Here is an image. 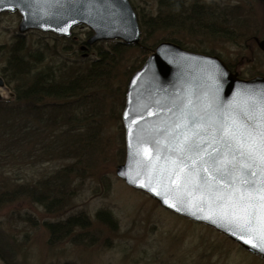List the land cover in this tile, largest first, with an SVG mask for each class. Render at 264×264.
Returning a JSON list of instances; mask_svg holds the SVG:
<instances>
[{"label": "rangeland", "instance_id": "obj_1", "mask_svg": "<svg viewBox=\"0 0 264 264\" xmlns=\"http://www.w3.org/2000/svg\"><path fill=\"white\" fill-rule=\"evenodd\" d=\"M188 1L205 3L210 0ZM217 1L228 8V15L227 11L221 9L222 16L218 21L228 22L226 29L234 30V40L193 34L187 29L184 36L176 37L186 42L187 50L219 56L239 78L264 77V51L259 47V42L264 41V0ZM131 2L137 12L154 15L158 10L157 0ZM19 22L20 16L17 13L0 16L1 77V69L5 67L12 52L9 49L18 38L28 41L29 51L40 49L46 55L53 52L57 41L51 33L32 31L20 34ZM87 30L85 26L76 28L73 34L75 39L87 41L92 36L86 34ZM178 31L180 33L182 30ZM169 36L168 31L157 32L147 40V44L151 47L155 41L156 46L163 41H171L164 39ZM58 38L61 40L57 41L56 49L65 51L63 53L71 60L68 63L71 70L97 57L95 50L89 51L88 47L109 42L97 41L91 45L86 43L84 49L81 44L72 50H65V38ZM39 41H43L46 47L43 43H37ZM142 41L143 34L140 44L128 45L135 47L125 52L122 63L114 71V84L116 88L120 87L119 93L99 106L96 103L86 106V110L81 113L88 117L84 123L91 122L92 117L93 123L97 122L96 126L89 128V132L83 129L77 134L76 140L81 141H85L91 131L96 135L95 147L85 152L81 166L75 165L77 163L74 159H59L44 162L35 168L26 167L24 171L15 174L18 171H15V167L9 170V165L0 163V195H3L2 191H13L21 184L30 186L44 175L56 173L63 166L75 165V174L69 180L74 192L65 200V208L56 213H47L45 208L34 203L29 196H19L0 204V226L18 240L21 248L19 260L22 264H264L263 259L250 254L224 234L164 209L148 194L133 189L118 176L117 167L126 157L121 114L127 83L132 76L129 70L141 65L144 58L151 54L150 51L145 56L143 50L139 49ZM81 47L82 52L79 51ZM37 53L43 52L38 50ZM82 54L86 58H82ZM43 57L46 58L45 55ZM47 57L48 60L52 58ZM0 93V100L13 98L12 90L7 85L0 89ZM68 105L80 109L78 103L69 102ZM75 119L70 116L72 123L79 124ZM72 214L81 215L86 221V227L72 230L68 237L51 245L47 223L64 220ZM0 264L5 263L0 259Z\"/></svg>", "mask_w": 264, "mask_h": 264}, {"label": "water", "instance_id": "obj_2", "mask_svg": "<svg viewBox=\"0 0 264 264\" xmlns=\"http://www.w3.org/2000/svg\"><path fill=\"white\" fill-rule=\"evenodd\" d=\"M4 12H19L20 34L34 29L70 37L75 27L86 25L93 32L88 45L111 40L134 45L142 38L130 0H0V15ZM259 47L264 51V41ZM245 93L258 101L264 77L242 79L217 55L189 51L173 41L159 43L127 83L121 114L126 157L117 174L166 209L213 227L264 260V165L252 169L255 189L227 176L213 179L216 174L201 168L196 156L187 167L176 168L181 157L175 149L193 133L201 134L206 152L223 151L216 129L229 117L239 124L246 102L255 104L256 133L264 130V110ZM254 138L259 142L255 133Z\"/></svg>", "mask_w": 264, "mask_h": 264}, {"label": "trees", "instance_id": "obj_3", "mask_svg": "<svg viewBox=\"0 0 264 264\" xmlns=\"http://www.w3.org/2000/svg\"><path fill=\"white\" fill-rule=\"evenodd\" d=\"M187 2L189 1L157 0L158 10L154 15L138 12L143 31V41L139 49L143 50L145 56L148 52H153L157 43L155 41L149 47L147 40L160 31H168V34L170 32V36L164 39L179 43L184 48L186 42L176 36H184L186 29L193 34L234 40V30L226 29L228 22L218 21L222 16L221 9L227 11L226 6L217 0L205 3ZM226 13L228 15V11ZM178 30H182L180 33L183 35ZM86 34L90 36L92 32L87 30ZM56 39L61 40L58 37ZM57 41L53 52L46 55L40 49L29 51L28 41L18 38L12 45L15 47L12 49L11 46L9 49L12 52L5 67L1 69L6 85L12 90L13 98L0 100V163L9 165V170L15 167V171L18 170L15 174L24 171L26 167L35 168L44 162L50 163L59 159H74L77 163L75 165L81 166L85 152L95 147L96 135L91 131L90 136L81 141L76 140L77 134L83 129L89 132L90 127L97 125V122L93 123V117L91 122L84 123L88 117L81 113L86 110V106L95 103L99 106L119 93L120 87L116 88L114 84V71L122 63L125 52L135 47L120 41L95 44L88 47V50L94 49L97 57L87 64L74 65L75 69L71 70L68 67L70 59L63 53L65 51L56 49ZM63 41L65 50H72L81 44L83 49L86 48V41H79L74 35ZM37 43L42 44L43 41ZM83 49L81 47L79 51L82 52ZM38 50L43 53L38 54ZM47 56L52 58L48 60ZM82 58L86 56L82 54ZM145 59L147 57L141 65H133L136 67L129 70L130 74L141 67ZM69 102L78 103L81 110H77L76 106L71 108ZM79 114L82 115L81 118H76ZM70 116L76 118L79 124L72 123ZM73 166H63L56 173L46 174L30 186L21 184L13 191H2L0 204L15 200L19 196H29L34 203L45 208L47 213L63 210L66 206L65 200L74 192L69 183L76 171ZM85 224L83 217L75 214L64 220L48 222L49 243L55 245L68 237L72 230L86 227ZM20 250L16 237L0 226V259L5 264H22L19 260Z\"/></svg>", "mask_w": 264, "mask_h": 264}, {"label": "snow or ice", "instance_id": "obj_4", "mask_svg": "<svg viewBox=\"0 0 264 264\" xmlns=\"http://www.w3.org/2000/svg\"><path fill=\"white\" fill-rule=\"evenodd\" d=\"M245 95L248 96V99L258 103L261 109L264 110V93L260 94L258 101L250 93H245ZM254 106L255 104H247V102L244 106H241L243 119L239 124L235 119L229 117L216 129L224 149L223 151L219 148L214 149L216 155L205 151L200 133H193L191 139L185 137L175 149L181 157L178 158L176 168L187 167V161H192L193 156H196L200 158L201 168L207 166L216 174L213 179L217 176L224 179L227 176L229 179L255 189L256 182L251 177L256 176L257 173L252 169L264 165V130L256 133L255 126L252 123L255 117L251 114V109ZM254 133L259 137V142L254 138ZM215 139L213 137V140ZM198 140L201 143H197ZM185 156L186 159H183L182 157ZM204 156H207V159H204ZM190 171L195 172L196 169ZM261 171L264 172V168H261ZM209 174L212 175V173ZM205 183H208V181H205Z\"/></svg>", "mask_w": 264, "mask_h": 264}, {"label": "bare ground", "instance_id": "obj_5", "mask_svg": "<svg viewBox=\"0 0 264 264\" xmlns=\"http://www.w3.org/2000/svg\"><path fill=\"white\" fill-rule=\"evenodd\" d=\"M30 32H28L27 34H29Z\"/></svg>", "mask_w": 264, "mask_h": 264}]
</instances>
